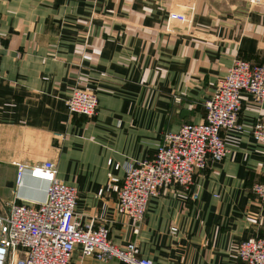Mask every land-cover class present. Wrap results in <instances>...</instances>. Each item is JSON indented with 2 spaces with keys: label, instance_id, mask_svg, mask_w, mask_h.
Returning a JSON list of instances; mask_svg holds the SVG:
<instances>
[{
  "label": "crops",
  "instance_id": "obj_1",
  "mask_svg": "<svg viewBox=\"0 0 264 264\" xmlns=\"http://www.w3.org/2000/svg\"><path fill=\"white\" fill-rule=\"evenodd\" d=\"M171 11L190 23L168 21ZM235 57L264 61V2L0 0V216L17 198L44 199L46 182L26 166L46 163L75 187L80 222L104 223L111 242L133 241L153 264H244L238 241L264 235V200L251 190L264 183V145L250 134L264 101L246 91L239 128L221 130L226 153L194 174L196 198L160 188L133 231L114 192L96 193L126 161L150 156L163 131L200 121ZM74 87L95 94L92 117L66 112ZM69 264L126 263L74 249Z\"/></svg>",
  "mask_w": 264,
  "mask_h": 264
},
{
  "label": "built area",
  "instance_id": "obj_2",
  "mask_svg": "<svg viewBox=\"0 0 264 264\" xmlns=\"http://www.w3.org/2000/svg\"><path fill=\"white\" fill-rule=\"evenodd\" d=\"M245 1L249 7L264 2ZM187 10L192 11V5ZM168 21L188 25L190 15L171 11ZM241 91H246L257 103L264 101V61L235 57L216 81L211 95L203 101L200 121L184 122L173 130L163 131L150 156L126 161L121 177L111 176L96 193L114 192L117 208L132 223L133 231L144 216L149 197L160 188L174 184L190 199L196 198V189L192 188L195 172L219 161L226 153L221 130L239 128ZM63 104L69 115L92 117L97 99L93 92L74 87ZM250 134L264 145V118L254 121ZM23 168L16 164V183ZM26 168L32 177L46 182L45 196L35 203L17 198L8 204L5 215L0 216V264H69L74 249L81 256L97 260L117 258L126 264H153L138 254L133 241L122 245L111 242L104 223L80 222L74 213L76 189L58 179L52 166L44 163ZM251 190L257 199L264 200L263 182H253ZM236 254L244 264H264V235L240 239Z\"/></svg>",
  "mask_w": 264,
  "mask_h": 264
}]
</instances>
